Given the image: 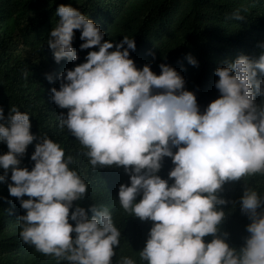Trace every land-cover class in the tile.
Masks as SVG:
<instances>
[{
  "label": "clouds",
  "instance_id": "clouds-1",
  "mask_svg": "<svg viewBox=\"0 0 264 264\" xmlns=\"http://www.w3.org/2000/svg\"><path fill=\"white\" fill-rule=\"evenodd\" d=\"M55 15L46 43L56 62L78 59L74 29L81 50L97 49L56 75L59 87L50 89V99L67 109L58 114V126L86 149L93 169L115 164L129 174V183L118 186V202L141 221H152L140 260L264 264V197L254 189L244 188L239 198L241 213L251 221L245 225L249 235L244 244L237 250L224 239L227 233L217 235L225 215L217 206L228 203L217 195L222 185L264 173V52L255 59L241 54L217 67L219 95L200 111L173 67L161 63L159 74L149 64L136 67L129 56L135 50L133 37L104 40L99 26L70 4L57 5ZM231 18L243 19L239 10ZM186 59L197 64L190 54ZM45 78L53 81L52 74ZM0 121V141L8 149L0 154V182L7 183L8 194L25 210L17 218L21 241L67 264H112L121 232L107 207L90 205L89 218L84 207L73 206L87 191L84 179L69 167L73 157L45 134L30 155L31 170L20 167L35 138L29 114L13 105L5 116L0 108ZM165 156L173 164L171 184L156 174ZM209 234L210 241L202 239ZM116 264L135 262L122 256Z\"/></svg>",
  "mask_w": 264,
  "mask_h": 264
},
{
  "label": "trees",
  "instance_id": "trees-1",
  "mask_svg": "<svg viewBox=\"0 0 264 264\" xmlns=\"http://www.w3.org/2000/svg\"><path fill=\"white\" fill-rule=\"evenodd\" d=\"M59 4H70L87 15L105 33L104 40L118 42L125 35L133 37L135 50H129V56L136 67L149 64L156 74L161 63L173 67L203 111L219 95L214 87L217 67L241 54L255 59L264 52V0H0V108L5 116L13 105L27 112L30 132L35 136L26 146L19 166L31 170L34 161L30 155L41 136L46 134L59 143L65 155L73 157L69 167L87 184L85 196L73 201V206L84 207L89 218L90 205L107 207L114 226L121 232L112 264L122 256L130 257L135 264H147L140 260L138 253L144 247L152 221H141L131 212H125L118 202V186L129 183V174L123 166L115 164L93 169L83 154L86 149L66 128L58 126V114L66 113L67 109L59 108L50 99V89L59 87L56 75L84 62L89 50H97L95 46L81 50L79 30L74 29L72 46L78 59L62 58L59 62L53 59L46 39L58 19L55 10ZM236 10L243 19L231 18ZM188 54L197 61L196 65L188 62ZM45 74L53 75L51 83ZM255 99L259 103L261 98ZM175 150L173 146L172 151ZM7 151L6 144L0 141V154ZM160 165L156 174L171 184L168 178V171L173 167L171 158L163 157ZM246 187L264 197V173L225 182L217 193L228 201L217 206L225 213L217 235L227 233L224 239L237 250L249 235L245 225L251 222L240 211L239 198ZM24 211L17 198L8 194L7 183L0 182V264H67L21 241L17 218ZM211 238L209 234L202 239L207 242Z\"/></svg>",
  "mask_w": 264,
  "mask_h": 264
}]
</instances>
